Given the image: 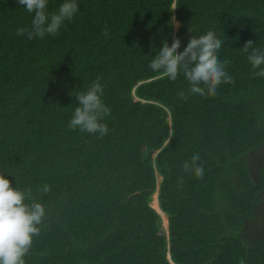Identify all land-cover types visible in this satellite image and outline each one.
<instances>
[{"label":"trees","instance_id":"trees-1","mask_svg":"<svg viewBox=\"0 0 264 264\" xmlns=\"http://www.w3.org/2000/svg\"><path fill=\"white\" fill-rule=\"evenodd\" d=\"M77 4L57 35L30 40L16 29L34 14L0 0V174L45 208L25 264H264V77L241 49L264 51V0ZM208 31L235 78L217 95L149 68L164 40L178 37L180 52ZM97 78L111 109L103 138L67 127ZM194 154L202 178L182 169Z\"/></svg>","mask_w":264,"mask_h":264},{"label":"clouds","instance_id":"clouds-1","mask_svg":"<svg viewBox=\"0 0 264 264\" xmlns=\"http://www.w3.org/2000/svg\"><path fill=\"white\" fill-rule=\"evenodd\" d=\"M17 3L28 13L34 14L30 28L16 29L17 36L27 33L30 40L33 37L42 39L46 34L57 35L64 22L71 21L78 11L77 0H63L58 10L52 13L46 11L48 0H17ZM176 7L173 4L172 10ZM169 23L179 28V22L175 17H172ZM103 35H109L107 27L103 29ZM223 43L224 41L218 39L213 31L190 36L186 47L180 52H177L181 45L178 37H173L170 46L167 40H164L158 54L150 61L149 68L159 73L158 78H168L171 81L177 80L178 76L183 74L190 85V93L202 97L215 96L218 86L222 83H235V78L225 70L231 61L221 60L217 55ZM253 45L252 40H247L241 49L244 52L252 49L247 59L253 69H259L253 75L264 77V67H261L264 65V51ZM102 96L103 87L97 78L87 91L75 96L79 106L73 110L67 127L71 130L79 129L81 132L98 134L99 138H103L109 129L101 121L110 115L111 109L103 102ZM178 96L182 100L188 98L183 91L179 92ZM199 161V154H194L189 161L183 163V171L194 174L196 178H202L204 168ZM178 183H183V179L181 178ZM38 191L47 193L50 186L45 184ZM44 218L45 208L35 200L32 189L28 187L21 190L13 187L9 179L0 174V264H25L24 257L32 248L33 238L40 235V226Z\"/></svg>","mask_w":264,"mask_h":264},{"label":"rangeland","instance_id":"rangeland-1","mask_svg":"<svg viewBox=\"0 0 264 264\" xmlns=\"http://www.w3.org/2000/svg\"><path fill=\"white\" fill-rule=\"evenodd\" d=\"M176 29V28H175ZM258 154V155H257ZM256 154V161L258 160V159H262V154H264V149L263 150H260V153L258 152ZM256 162H255V159H253V169L255 170L256 169ZM154 200H155V204L153 203L154 202ZM151 205L155 208V209H157L158 211H160L161 212V214H162V217H161V219H162V226L166 229V226H167V218H166V215L159 209V207H158V204H157V198H156V193L154 194V195H152V200H151Z\"/></svg>","mask_w":264,"mask_h":264},{"label":"water","instance_id":"water-1","mask_svg":"<svg viewBox=\"0 0 264 264\" xmlns=\"http://www.w3.org/2000/svg\"><path fill=\"white\" fill-rule=\"evenodd\" d=\"M174 28H175V27H174ZM176 29H177V28H176ZM176 29H175V30H176ZM155 193H156V196H157V190H156V192H155ZM155 193H154V194H155ZM154 194H153V195H154ZM159 209H160V208H159ZM156 210H157V209H156ZM157 211H158V210H157ZM158 212L160 213V215H161V217H162V214H161V212H160V211H158ZM166 228H167V227H166Z\"/></svg>","mask_w":264,"mask_h":264},{"label":"bare ground","instance_id":"bare-ground-1","mask_svg":"<svg viewBox=\"0 0 264 264\" xmlns=\"http://www.w3.org/2000/svg\"><path fill=\"white\" fill-rule=\"evenodd\" d=\"M156 198H157V196H156ZM154 204H155V200H154V202H153ZM157 204H158V200H157ZM158 207H159V205H158ZM160 208V207H159ZM167 227V226H166Z\"/></svg>","mask_w":264,"mask_h":264}]
</instances>
